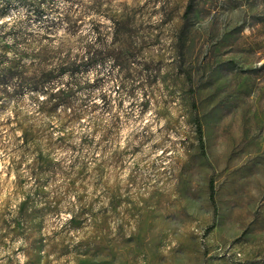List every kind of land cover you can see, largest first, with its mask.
Returning a JSON list of instances; mask_svg holds the SVG:
<instances>
[{
  "label": "rangeland",
  "instance_id": "obj_1",
  "mask_svg": "<svg viewBox=\"0 0 264 264\" xmlns=\"http://www.w3.org/2000/svg\"><path fill=\"white\" fill-rule=\"evenodd\" d=\"M17 3L0 0V13L27 17L1 46L107 53L78 77L75 111L17 113L8 134L21 135L5 144L0 133V264H264V0ZM125 75L136 78L122 85ZM23 96H0V112ZM47 136L68 141L48 149Z\"/></svg>",
  "mask_w": 264,
  "mask_h": 264
},
{
  "label": "trees",
  "instance_id": "obj_2",
  "mask_svg": "<svg viewBox=\"0 0 264 264\" xmlns=\"http://www.w3.org/2000/svg\"><path fill=\"white\" fill-rule=\"evenodd\" d=\"M38 13H40L39 10ZM6 15L5 13H0V18ZM2 29L3 27H0V33H2ZM2 37L3 35H0V40ZM21 39L20 33L13 34L15 43L21 41ZM24 42H26V44ZM24 42L20 43L25 45L23 52H18L12 47L8 48L0 45V96L12 98L16 95L24 94L26 90L40 91L42 94L48 95L49 97L48 102L41 105L39 108L40 112L45 116H54L61 109H63V111H75L73 107L78 93L86 87L78 83V77L84 74L89 68L102 66L106 59V49L99 50L88 48L84 59L78 56L69 58L68 55L61 58L58 54L51 52L46 47L36 46L33 48L34 44L37 42L34 39L26 38ZM9 53H12V55L9 56ZM66 74L69 76V79L65 83L63 82V76ZM135 78L136 76L134 77L133 75H125L121 81L122 85L126 82H133ZM189 83H191V78H189ZM60 84H63L64 87L61 88L59 92L53 91V89ZM9 89L12 91H9ZM129 91H131V88H129ZM191 95L193 96L192 109L195 112L194 123L198 135L199 146L202 152H204L203 129L192 90ZM103 98L104 101H107L106 96ZM81 113L80 110L73 112L71 121H77ZM44 140L47 141L48 149L54 147L61 148L65 146L68 141L66 136H61L56 142L51 140L48 136L44 138ZM45 159L44 150H39L38 162L41 168L43 166L49 167L50 165ZM210 187L211 199L213 200V184H211Z\"/></svg>",
  "mask_w": 264,
  "mask_h": 264
},
{
  "label": "clouds",
  "instance_id": "obj_3",
  "mask_svg": "<svg viewBox=\"0 0 264 264\" xmlns=\"http://www.w3.org/2000/svg\"><path fill=\"white\" fill-rule=\"evenodd\" d=\"M128 2L130 3L131 0H128ZM13 3L16 4V6L18 7L19 4L17 3V0H13ZM41 7H43V5H41ZM95 18V17H90V19ZM27 21V17L23 14V13H17L15 11H12L10 15L4 16L3 18H0V26H5L7 25L6 28H3V32L0 33V35H5L11 31L13 29L14 26H19L21 24V22H26ZM103 23H107V21H102ZM25 30L27 31H31V29H27L26 28V24H25ZM65 33L64 31H60L59 32V36L60 37H64ZM81 35H86V33H81ZM89 40L94 42V37H90ZM4 43H8L11 44L13 43V39L12 37H7L6 40L3 41ZM87 43V41L85 42ZM73 46L71 47V51H72V55L75 56L77 53H80L81 55L83 54V45L76 47L75 45V41H72ZM60 45V41L57 40L56 45H54V47H59ZM12 53H9V56H11ZM261 64H264V61L261 62ZM259 66V65H258ZM69 79V76L66 74L63 76V80L67 81ZM89 79L93 80L95 79V73H90L89 75ZM64 85L60 84L59 86H57L55 89H53V91L59 92L61 88H63ZM9 91H12L11 89H9ZM105 91H107V89H105ZM97 97L99 96V93L96 94ZM48 95H44L42 94L40 91H25L24 96H23V101L22 103H17L16 101H12L11 104L9 106L6 107V109L2 112H0V125H6V122L9 120H12L14 123L13 125H6L4 127H0V133L5 134V144L10 143L15 136H20L21 133L19 131L15 132L14 134L9 135L8 134V129L9 127H14L15 122L17 120V113L20 114V118L23 119L24 117H29L31 118V120L29 122H32V120L37 119L40 116L39 113V108L41 105L45 104L46 102H48ZM4 101H0V104H3ZM93 103L96 104H100L101 101L97 98L93 100ZM61 111H63V109H61ZM53 123H55V120H52ZM59 135V133L57 134ZM22 143V141H21ZM77 143H79V141H77ZM15 144H12L11 147H9L7 149L8 153L12 152V147H15ZM0 182H2L5 178V176L7 175L6 169L8 167L9 164V160H10V156L5 154V150L4 147L0 146ZM15 159L17 161H19L20 156L19 154H15ZM30 162V161H29ZM23 171V169H22ZM26 175V173H25ZM16 179V175L15 173H13L11 180H15ZM3 197L0 196V200H2ZM21 199H23V197H21ZM12 207L15 208L16 207V202H14L12 204ZM64 219H68V217H64ZM27 246L25 244V241L23 239H19L17 240V242L15 243L14 247L15 248H20L21 246ZM5 255V253L3 252L2 249H0V256ZM20 264H25V260L26 257L21 254L18 257Z\"/></svg>",
  "mask_w": 264,
  "mask_h": 264
}]
</instances>
